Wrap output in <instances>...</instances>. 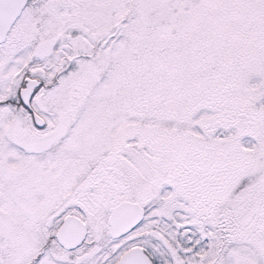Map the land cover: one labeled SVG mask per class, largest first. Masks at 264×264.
Segmentation results:
<instances>
[{
  "label": "snow or ice",
  "instance_id": "snow-or-ice-1",
  "mask_svg": "<svg viewBox=\"0 0 264 264\" xmlns=\"http://www.w3.org/2000/svg\"><path fill=\"white\" fill-rule=\"evenodd\" d=\"M0 264H264V0H0Z\"/></svg>",
  "mask_w": 264,
  "mask_h": 264
}]
</instances>
